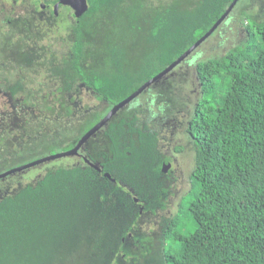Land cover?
<instances>
[{"label": "trees", "instance_id": "16d2710c", "mask_svg": "<svg viewBox=\"0 0 264 264\" xmlns=\"http://www.w3.org/2000/svg\"><path fill=\"white\" fill-rule=\"evenodd\" d=\"M234 1L179 7L160 0L140 17L141 0L131 8L125 0H87V12L71 26L63 89L85 83L111 111L204 37ZM240 16L245 42L196 62L198 98L187 124L195 168L176 215L162 224L160 247L139 226L147 213L167 209L170 193L163 170L170 158L150 123L172 108L153 83L100 130L107 149L88 159L100 170L84 162L47 169L0 200V264H264V20ZM142 95L151 100L144 108ZM103 115L87 122L83 136Z\"/></svg>", "mask_w": 264, "mask_h": 264}, {"label": "rangeland", "instance_id": "374dc122", "mask_svg": "<svg viewBox=\"0 0 264 264\" xmlns=\"http://www.w3.org/2000/svg\"><path fill=\"white\" fill-rule=\"evenodd\" d=\"M125 1V7L131 8L133 0ZM159 1L141 0L144 9L140 17H145L151 7L157 8ZM170 1H178L181 4L179 7H193L199 0ZM39 3L35 4L34 0H0V173L45 158L51 151L61 153L66 147L74 148L83 137L87 122L92 121L95 116H105L110 112L106 102L77 81L69 82L68 87L71 86V89H63L62 72L71 65V48L75 41L71 27L74 20L70 18V11H64L62 20L57 23L36 20L32 12L34 9L40 11ZM236 8L235 12L231 10L229 13L233 14L230 22L221 25L183 61L184 64L155 82L163 89L160 92L170 103V109L172 108L164 118L161 115L153 116V120H160L159 122L150 123L155 130L160 128L159 149L170 158L166 171L171 178L167 184L170 193L167 209L156 215H145L139 226L153 237L154 245L159 247L162 224L176 215L182 197L191 188L189 178L195 168V148L189 139L187 124L192 105L198 98L196 62L222 57L245 42V25L241 12L246 11L255 18L264 20V0H243ZM30 23L34 27L29 31ZM104 31L105 27L101 26L99 33ZM24 56H27L26 60ZM194 56V62H186L191 61ZM11 89L17 94L13 95ZM140 98L138 107L144 108V104H150L148 101L151 100L147 101L148 95ZM156 105L155 101L154 109H157ZM135 108L130 107L125 111L133 113ZM142 116L140 113V117ZM177 147L182 150H176ZM106 149L103 130L81 148L87 159L94 158L95 154L97 156ZM75 165H78V160L73 155L65 156L11 175L0 181V200L14 195L27 184H35L47 169ZM163 242L165 243L164 240Z\"/></svg>", "mask_w": 264, "mask_h": 264}, {"label": "water", "instance_id": "95a60500", "mask_svg": "<svg viewBox=\"0 0 264 264\" xmlns=\"http://www.w3.org/2000/svg\"><path fill=\"white\" fill-rule=\"evenodd\" d=\"M238 2V0H235L231 6L228 8V10L225 12V14L218 20V22L209 30V32L202 37L198 42H196L189 50H187L181 57H179L175 62H173L168 68H166L163 72H161L160 74H158L156 77H154L153 79H151L150 81H148L147 83H145L141 88H139L138 91H136L135 93H133L131 96H129L128 98H126L124 101H122L121 103H119L118 105L114 106L112 108V110L99 122L97 123L90 131H88L77 143V145L69 150V151H65V152H61V153H57V154H53V155H49L45 158H42L38 161H35L33 163L30 164H26L23 165L21 167H17L11 170H8L7 172L0 174V179L1 178H5L9 175H12L14 173L17 172H21L27 168L39 165V164H43L58 158H62L65 156H75L78 153V151L93 137L95 136L103 127H105L110 121L111 119L118 113V111H120L121 109H123L126 105H128L131 101L135 100L136 97L143 92L145 89H147V87H149L150 85H152L153 83L157 82L160 78H162L163 76H165L167 73H169L171 70H173L177 65H179L180 63H182L184 60H186L188 58V56L206 39L208 38L215 30L216 28L221 25L222 22L225 21L226 18H228L229 13L231 12V10L234 8L235 4ZM64 4L66 6L71 7L74 12H75V16L77 18L81 17L84 13L87 12L88 10V2L87 0H60L59 4ZM57 4V6L59 5ZM86 163H89V165L93 166L94 168L100 170V168L98 167L97 164H93L91 163L88 159H85ZM169 167V165L165 166L163 168V170L167 171V168ZM107 177H110V175L107 173L106 174Z\"/></svg>", "mask_w": 264, "mask_h": 264}, {"label": "flooded vegetation", "instance_id": "af4514ba", "mask_svg": "<svg viewBox=\"0 0 264 264\" xmlns=\"http://www.w3.org/2000/svg\"><path fill=\"white\" fill-rule=\"evenodd\" d=\"M59 2H60V0H40V3H39L40 11H37V10L34 9V11L32 12L34 14L33 16H36L35 17L36 20H39L41 22L44 21L46 23H49V22H51V23L52 22L57 23L59 20H62L61 17H62V13L64 11H70L72 13V14L70 13L71 14L70 18H72V20H74V23H75L76 22V19H75V12H74V10L71 7H69V6H66V5L61 4V3L59 4ZM57 4H59V5L57 6ZM70 14H68V17H69ZM68 17H66V18H68ZM32 26H33L32 23H30L28 25L29 31L33 29L34 26L33 27ZM100 39H103V37H100ZM81 84L84 85V86H86L85 83H81ZM149 111L151 113H153V111H151V110H149ZM74 157L78 160V164H81V162L86 163L85 159H87V158L84 156V154H83V152H82L81 149H80L79 154L75 155ZM169 163H167L165 166L169 165ZM86 164L89 165V163H86ZM164 172L166 174H168L165 170H164ZM1 174H3V173H1ZM141 213L143 215V210H141Z\"/></svg>", "mask_w": 264, "mask_h": 264}, {"label": "clouds", "instance_id": "9594fccd", "mask_svg": "<svg viewBox=\"0 0 264 264\" xmlns=\"http://www.w3.org/2000/svg\"><path fill=\"white\" fill-rule=\"evenodd\" d=\"M226 19H227V18H226ZM226 19H225V20H226ZM39 165H40V164H39Z\"/></svg>", "mask_w": 264, "mask_h": 264}]
</instances>
